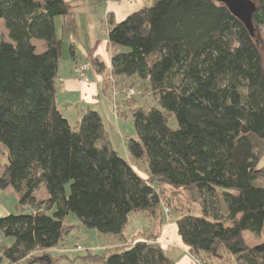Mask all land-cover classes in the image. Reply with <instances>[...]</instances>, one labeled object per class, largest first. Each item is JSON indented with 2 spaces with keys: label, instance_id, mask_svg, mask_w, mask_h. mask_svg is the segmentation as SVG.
Here are the masks:
<instances>
[{
  "label": "trees",
  "instance_id": "1",
  "mask_svg": "<svg viewBox=\"0 0 264 264\" xmlns=\"http://www.w3.org/2000/svg\"><path fill=\"white\" fill-rule=\"evenodd\" d=\"M254 1L253 34L216 0H147L121 22L108 15L106 78L123 90L141 77L158 104L138 105L130 87L128 110L116 112L132 118L137 135L127 149L147 163L144 177L114 148L98 111L88 109L74 128L57 105L56 19L72 31L76 5L0 0L10 39H0V145L9 152L0 188L19 196L18 210L0 217V232L11 240L0 243L4 258L55 264L47 250L75 227L65 222L70 213L124 240L130 214L158 223L170 215L173 198L161 191L168 185L176 194L188 191L199 206L171 212H178V233L195 264H264V242L245 238L264 231V167L255 140L264 141V62L254 39L257 25L264 42V0ZM35 39L44 41L43 51ZM97 65L103 74L106 66ZM42 187L47 197L40 199ZM93 257L102 264H174L155 238Z\"/></svg>",
  "mask_w": 264,
  "mask_h": 264
},
{
  "label": "rangeland",
  "instance_id": "2",
  "mask_svg": "<svg viewBox=\"0 0 264 264\" xmlns=\"http://www.w3.org/2000/svg\"><path fill=\"white\" fill-rule=\"evenodd\" d=\"M76 6L75 10L77 15L81 14L82 17V25L80 26V31H78V42L76 45V53L77 58L80 62L86 63L88 66L91 67V71L95 70L94 60L93 58L99 53L100 44H91L93 46H90V41L88 38V32L89 29L86 27V13H84V10L82 8V5H79L77 2H81L80 0H74L72 1ZM79 12V13H78ZM99 39L101 40H108V33L107 29L104 26V24L100 25L99 27ZM91 35L95 37L94 31L91 32ZM5 38L6 40H10L8 37V30L5 26V22L3 19H0V39ZM254 39L257 42V45L261 51L263 62H264V42H263V34H262V28L260 26H255V34ZM34 44L37 46V50L43 51L45 49V43L43 40H33ZM93 43V42H92ZM84 48V50H83ZM95 51V52H94ZM94 52V54H93ZM92 53V57L90 59L88 58V55ZM111 54L107 48L105 49L104 53H101V57L104 59H107V55ZM104 61V60H103ZM105 63L107 64V61L105 60ZM63 64V62H62ZM67 64V63H66ZM108 65V64H107ZM109 68L105 70V72L102 75L98 74V78L102 80L100 81V90L98 91L99 97H96V104L95 107L98 108L100 111L103 109V106L105 107V110L107 113L103 112L102 110V118L104 120V123L106 125L107 130L109 131L111 135V139L113 141L114 146L119 151V153L126 157L132 166L144 177L148 175L147 171V163L144 161L134 160L129 156L128 149L124 145V139H127L128 137H136L137 133L132 121L131 117L120 118V124L123 126L121 129L118 128L116 125L117 120L113 117V115L117 112V107H120V111L126 109L128 110V107L126 108L125 102H126V92L130 87H133L136 90V95H134V100H136L138 105L144 106L146 108L155 106L157 102L154 100L153 95L151 94V91L147 88L148 83L145 79L141 77H134L131 79H128L125 83L124 89L120 88V86L114 85L112 79L106 78L109 74ZM103 78H101V77ZM95 78H97V75H95ZM105 78L107 84H105ZM92 90V89H91ZM92 92L90 91V94ZM88 100V99H87ZM86 100V101H87ZM103 101L106 103L104 105ZM92 103V102H91ZM110 106V109L108 107ZM104 114V116H103ZM70 123L74 128H76V117L74 114L70 115ZM125 133V136L122 135ZM252 138H255L252 136ZM257 143H259V154L261 156L259 167H264V141H259L258 139ZM9 152L8 149L0 145V170L3 169L5 164L8 162ZM144 167V169H142ZM260 185L264 186V177H260L259 179ZM165 188H162L161 191L164 195V198L167 197L173 198V202L170 206V209L173 211V209L180 210V211H198L199 206L197 203L194 202L193 197L191 196L188 191H183L180 194L174 193L176 191L175 188H172L168 185H164ZM3 201H5L7 204H11L12 211L14 213L18 210L16 208V205H18L19 196L18 194L12 189L11 191L4 190L3 191ZM37 195L40 199L47 197V191L45 188H42L40 191L37 192ZM170 211V215L164 213L165 217V226H164V234H163V244L166 250H169L170 245H175L176 239L175 234L177 233L178 236V229L176 220L179 217V215L173 214V212ZM172 212V213H171ZM11 213V212H10ZM178 213V212H177ZM169 221V222H168ZM65 222L69 225H75V227L72 228L71 232L66 236L65 239H63L60 244L58 245V249L60 251H63L64 256L62 260H58L55 262V264H102V262L96 257H93L96 254H105L107 256L116 253L117 251H121L123 249H127L132 246V241L134 239H146V238H152L154 234L157 231V227L154 221L147 217L145 214H136L132 213L130 214L129 223L127 226L126 232L127 239H125L123 242L118 243L119 245H114V243H111L108 245V239L106 236L99 232L96 229H91L83 224L80 223L79 218L75 213H70L66 219ZM4 237V236H3ZM170 237V240L169 238ZM245 238L247 242L250 245L259 244L264 242V231L263 233L259 235L251 234V232H245ZM4 239H1V243H4ZM181 239V236H180ZM182 240V239H181ZM183 242V240H182ZM113 245V246H112ZM115 246V247H114ZM80 247V248H79ZM113 247V248H112ZM173 248V247H172ZM171 248V249H172ZM78 250V251H74ZM59 251V252H60ZM57 250H53L51 252L52 256L56 258V255L59 253ZM36 256H39L40 253L37 252ZM227 255V254H226ZM188 256V255H187ZM227 258H230L229 255L226 256ZM225 257V258H226ZM233 258V257H232ZM230 260V259H229ZM30 260H24L23 262H20L19 264H29ZM195 264V261L192 259L187 260L186 264ZM232 264V263H231Z\"/></svg>",
  "mask_w": 264,
  "mask_h": 264
},
{
  "label": "crops",
  "instance_id": "3",
  "mask_svg": "<svg viewBox=\"0 0 264 264\" xmlns=\"http://www.w3.org/2000/svg\"><path fill=\"white\" fill-rule=\"evenodd\" d=\"M68 1H74V0H68ZM80 1L81 2H77V3H79V5H82L83 9L81 10H84V13H86V27L90 31L88 32L90 46H93L91 44H94V45L97 43L100 44L99 53H97V55L93 58L95 70L91 71V67L88 66L85 72V79L83 78V80L81 79L82 78L81 66L86 63L80 62L79 59L77 58V53H76V45H77L76 42H78L77 40L79 38L78 31L81 32L80 26L83 23L81 14L77 15L76 13V24H75V28L72 31L63 26L64 24L63 17H58L56 19V33L59 39V52H60L56 102H57L59 109L62 111L63 115L69 121H70V115L74 114V116L76 117V121H75L76 124L79 123L82 115L88 109L96 110L100 114H102L101 113L102 110L103 112L107 113L104 106L101 111L95 107L96 97L100 99L99 97L100 95L98 91L100 90V84H102L100 83V81L102 82V80L98 78V74L102 75V73L99 71L97 63L100 62L104 66H106V68L108 67L109 69L111 67V54L107 55V59L105 58L103 59L100 55L101 53L105 52L106 48L107 50H109L108 40L99 39L98 29L100 25L104 24V26L107 29V33H108L107 18L109 14H112V17L114 18L116 22H121L125 18H127V16L130 15L132 12H135L141 9L147 2V0H80ZM92 31H94L95 37L91 35ZM90 57H92V53L88 55L89 59ZM105 60L107 61L108 65L105 63ZM95 75H97V78H95ZM104 82L105 84L108 83L106 82V79ZM90 91L92 92L91 94H90ZM103 103L104 105L106 104L104 101ZM108 109H110V106L108 107ZM113 117L117 120L116 122L117 123L116 125H118L117 127L121 129L123 127L119 121L121 116L115 114L113 115ZM103 124H104L105 130L109 133L104 123V120H103ZM122 136L124 137L125 133ZM131 137L124 139L123 142L126 147H127V140ZM110 138H111V135H110ZM114 148L116 149L115 146ZM129 156H130V153H129ZM4 190L11 191L12 188H7V189L0 188V217L6 216L10 214V212H13L11 204H7L5 201H3L2 195L4 193L3 192ZM176 215H178V213ZM152 221L155 222L154 219H152ZM155 224L158 229L152 238H155V240L164 248V250L169 254L170 258L174 262V264H186L188 259L191 260L192 262V257L189 254L188 247L186 246L184 242H182L181 240L182 238L180 239V236H178L177 233L175 234V239H176L177 244L170 245L169 250L165 249L163 241H162L163 234H164L165 217L162 223L155 222ZM126 230H127V227L125 229V239H127L128 237L127 236L128 233L126 232ZM2 238L4 237H3V234L0 232V243H1ZM106 238L109 240L108 245H110L111 243H114V245H119L118 243H121L125 240L124 239V240L118 241L108 236H106ZM168 238L170 240V237ZM137 241H139V239H136V240L134 239L132 243L137 242ZM4 243L10 244L11 240L4 239ZM57 247L51 248L50 250H47V252L51 253L53 250H57V252H59L60 250ZM63 257H65L64 253L63 251H60L56 255V258L54 259L58 261V260H62ZM24 260H27V259H24ZM24 260H21L20 262H23ZM20 262L10 263L6 258L3 257L1 253V249H0V264H19Z\"/></svg>",
  "mask_w": 264,
  "mask_h": 264
},
{
  "label": "water",
  "instance_id": "4",
  "mask_svg": "<svg viewBox=\"0 0 264 264\" xmlns=\"http://www.w3.org/2000/svg\"><path fill=\"white\" fill-rule=\"evenodd\" d=\"M226 5L229 10L240 19L248 28V30L254 33L253 14L257 9L256 2L254 0H216Z\"/></svg>",
  "mask_w": 264,
  "mask_h": 264
},
{
  "label": "built area",
  "instance_id": "5",
  "mask_svg": "<svg viewBox=\"0 0 264 264\" xmlns=\"http://www.w3.org/2000/svg\"><path fill=\"white\" fill-rule=\"evenodd\" d=\"M87 68H88V65L87 64H83L81 66V73H82V78L81 79L82 80H83V78L85 79V72H86ZM133 94H134V90L133 89H130L128 96H131Z\"/></svg>",
  "mask_w": 264,
  "mask_h": 264
}]
</instances>
